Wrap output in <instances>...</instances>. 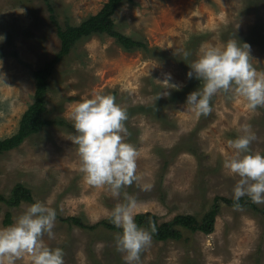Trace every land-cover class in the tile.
Masks as SVG:
<instances>
[{
    "label": "rangeland",
    "instance_id": "374dc122",
    "mask_svg": "<svg viewBox=\"0 0 264 264\" xmlns=\"http://www.w3.org/2000/svg\"><path fill=\"white\" fill-rule=\"evenodd\" d=\"M107 1L0 0V34L5 36L0 42V71L5 73L0 139L18 131L34 101V71L57 58L58 29L80 25ZM112 17L119 32L145 46L126 49L107 33L77 40L48 79L51 124L0 153V195L9 200L12 189L23 184L34 200L57 209L54 236L45 235L44 241L63 249L64 264H125L115 246L121 231L103 224L84 228L69 223L70 216L88 225L110 222L111 209L127 193L138 202L136 215L152 212L166 222L192 214L201 221L216 197L233 196L238 176L223 166L232 152L227 141L251 125L256 139L250 147L264 153V107L250 110L242 97L223 91L212 97L207 116L185 106L187 95L202 86L187 77L188 64L202 46L238 38L251 45L252 63L264 72V0H125ZM181 50L190 55L185 58ZM96 91L111 93L126 106V139L139 152L141 180L125 186L119 197L108 186L87 184L71 140L73 107ZM144 183L152 188L143 190L139 185ZM28 204L0 200V227L10 225L4 223L8 212L13 222ZM15 264H31L30 257L25 254ZM140 264H264V213L220 200L212 232L185 230L181 240L153 237Z\"/></svg>",
    "mask_w": 264,
    "mask_h": 264
},
{
    "label": "clouds",
    "instance_id": "9594fccd",
    "mask_svg": "<svg viewBox=\"0 0 264 264\" xmlns=\"http://www.w3.org/2000/svg\"><path fill=\"white\" fill-rule=\"evenodd\" d=\"M4 39L0 34V42ZM181 51L185 58L190 55ZM252 60L251 45L238 38H230L222 46H202L197 58L188 64L187 77L199 80L202 86L187 95V109L207 116L212 111V97L220 91L242 97L250 110L264 107V72H258ZM166 75L169 82L170 74ZM4 78L5 73L0 71V81ZM70 119L75 130L71 140L77 146L80 171L87 184L108 186L112 195L119 197L125 186L141 180L138 149L126 139L127 108L117 103L114 95L96 91L82 98L73 107ZM255 139L251 125H244L242 134L227 141L232 152L223 166L229 174L238 176L232 196L236 202L247 196L253 203H264V153L251 149ZM139 186L146 191L152 188L151 183ZM137 206L136 198L125 193L124 201L110 211V222L121 229L115 246L124 253L125 264H140L141 252L150 246L156 232L154 224L145 228L136 223ZM56 220L57 209L48 202L35 200L28 204L10 225L0 227V264H15L25 254L31 264H64L63 249L44 241L45 235L54 236Z\"/></svg>",
    "mask_w": 264,
    "mask_h": 264
},
{
    "label": "trees",
    "instance_id": "16d2710c",
    "mask_svg": "<svg viewBox=\"0 0 264 264\" xmlns=\"http://www.w3.org/2000/svg\"><path fill=\"white\" fill-rule=\"evenodd\" d=\"M124 1L125 0H108L99 12L89 16L86 20L81 22L80 25L71 26L66 30L58 29L57 33L61 39V47L59 53L57 54V58L48 61L44 66L34 71L33 75L36 82L34 101L24 111L20 120L18 131L11 137L0 139V153L18 147L26 138L37 133L43 127L51 124L46 117V91L48 87V79L52 74V68L55 62L59 58L68 54L71 47L77 40L92 34L107 33L114 36L126 49L145 46V43L122 34L115 27V21L112 15ZM0 200L13 202L15 205L20 204L22 201L30 203L35 201L30 189L23 184H17L12 189V195L9 200H6L3 195H0ZM220 200L224 201L228 205L241 206L248 204L256 210H260L264 213V207L258 208L253 202L246 200L244 197H241L239 202H236L231 198L216 197L211 209L205 214L201 221L192 214H179L170 221L159 222L157 216L152 212L137 214L135 221L140 226L145 225L146 228H148L150 224H154L156 226V232L153 234V237L157 241H166L169 239L181 240L185 230H189L191 232L202 231L204 233H210L214 230L215 219L220 209ZM68 222L84 228H96L97 226L103 224L109 228L121 231L120 228H117L114 224L107 221H103L96 225H88L80 218L70 216L68 218ZM4 223L7 225L12 223L11 213L8 212L6 214Z\"/></svg>",
    "mask_w": 264,
    "mask_h": 264
}]
</instances>
